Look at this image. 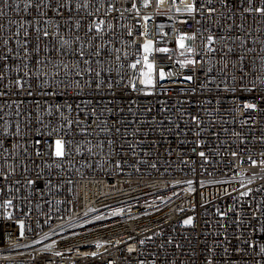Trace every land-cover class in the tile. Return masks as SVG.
<instances>
[{
  "label": "built area",
  "instance_id": "1",
  "mask_svg": "<svg viewBox=\"0 0 264 264\" xmlns=\"http://www.w3.org/2000/svg\"><path fill=\"white\" fill-rule=\"evenodd\" d=\"M247 7L0 0V264H264L244 243L264 220V17Z\"/></svg>",
  "mask_w": 264,
  "mask_h": 264
},
{
  "label": "snow or ice",
  "instance_id": "2",
  "mask_svg": "<svg viewBox=\"0 0 264 264\" xmlns=\"http://www.w3.org/2000/svg\"><path fill=\"white\" fill-rule=\"evenodd\" d=\"M159 3H163L164 0H158ZM242 2V0H241ZM249 2V7L247 8H244V12H247V13H252L253 11L258 13L261 17H264V0H261V6L260 7H255L253 8L252 7V0H248ZM225 3H227V0H225ZM66 7V5H65ZM79 7V6H78ZM37 9H39V5H37ZM185 10L188 12V13H193L195 11V5L194 4H189V5H186L185 6ZM187 21H184V23H186ZM104 24V21H100L98 23L95 24V31L97 33L101 32L102 31V26ZM77 27H79V24H77ZM109 27H111V25H109ZM89 31H92V28L90 27L89 28ZM17 35H19V33L17 32L16 33ZM131 34V33H129ZM43 35L45 37L49 36V33L47 31H45L43 33ZM195 37L194 36H190L188 34H182L179 36V38L177 39V45L180 49H183L185 50L186 52L188 53H192V54H195L196 50L194 48H191L190 46L186 45L185 41L186 40H192L194 39ZM208 42H209V45H212L214 43V38L213 36L209 35L208 36ZM142 48H143V68L140 70L139 72V83L140 85L143 86L144 89H149V88H152L154 89L155 86H156V79L154 77V65L152 63L149 62V54L151 53L152 49H153V42L151 40H147L143 45H142ZM158 51L160 52H167L168 49L167 48H159L157 49ZM215 49L212 48L211 46H209L208 48V51L209 52H212L214 51ZM229 51H231V49H229ZM117 52H119V49H117ZM80 55L83 57L84 56V52L83 50L81 49L80 51ZM97 55H99V52L97 51ZM181 55H184V52H181ZM4 59H7V57H4ZM116 59L117 60H120V57L117 55L116 56ZM241 60V63L243 62V57L240 58ZM39 63V61L37 62ZM85 64H90V61L89 60H85L84 61ZM141 63L140 60H137L136 62L130 64V67L133 69V70H136L137 69V66ZM181 64V67H188L189 65L191 66H195V64L197 63V61L195 59H185L183 61H180L179 62ZM241 72H243V68L240 69ZM91 67L88 68V72L89 74H91ZM209 71H211V69H209ZM58 75V72L56 73ZM25 75H28V73H25ZM77 75H80L79 72H77ZM101 75V73L99 71L96 72V76L99 77ZM168 75H171L170 73ZM158 78L159 80H164L166 78V74L165 72L163 71V69H160L159 70V73H158ZM184 80H187V81H192L193 80V76L192 75H186L183 77ZM0 79H2V77H0ZM17 84H19L21 86V88L23 87L21 81H17ZM97 87H100V82H97ZM113 86L111 83H109V88L111 89ZM125 87H130L132 91H138L137 87H136V83L133 82V81H130L128 85H125ZM250 90H254V89H250ZM145 95H151L152 93L151 92H147L145 91L144 92ZM53 95H55V93H53ZM69 110H71V106L69 105ZM244 107L245 108H250V109H255L256 108V105L255 104H251V103H246L244 104ZM59 110V109H57ZM49 115H51V110H49ZM196 118L193 117V120H195ZM69 126H71V121H69ZM19 132V126H17V133ZM65 141L63 139H56L55 142H54V155L57 157V158H61L65 155ZM51 147V146H50ZM39 151L37 152V155H39ZM199 155L201 157L205 156V153L204 152H200ZM233 155H236V153H233ZM253 164H255L256 162L253 161L252 162ZM30 184L33 183V181H28ZM187 183L191 186L192 184V181H187ZM249 183H251V181H249ZM251 191V189H249V192ZM256 191H260V189H256ZM249 192H245L243 193V195H248ZM8 204H11V201H8L7 202ZM255 211H260L259 208H257ZM253 219H257V217L255 215H253L252 217ZM184 224L185 225H191L192 224V218L189 217L188 219H186L184 221ZM259 224H260V227L258 229H254V233H259V237H260V241H251V240H245L244 243L247 244L250 248H253V249H256L258 248L259 249V252L261 254H264V220H260L259 221ZM22 227V225H21ZM21 235H23V232H21ZM100 245H97V247H99ZM129 251H132V249L130 248ZM225 254H227V249H225ZM206 264H213V260L209 259L206 261Z\"/></svg>",
  "mask_w": 264,
  "mask_h": 264
},
{
  "label": "rangeland",
  "instance_id": "3",
  "mask_svg": "<svg viewBox=\"0 0 264 264\" xmlns=\"http://www.w3.org/2000/svg\"><path fill=\"white\" fill-rule=\"evenodd\" d=\"M176 44H177V41H176ZM178 46V45H177Z\"/></svg>",
  "mask_w": 264,
  "mask_h": 264
}]
</instances>
